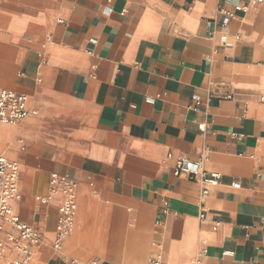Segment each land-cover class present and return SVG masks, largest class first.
<instances>
[{
    "label": "crops",
    "instance_id": "crops-1",
    "mask_svg": "<svg viewBox=\"0 0 264 264\" xmlns=\"http://www.w3.org/2000/svg\"><path fill=\"white\" fill-rule=\"evenodd\" d=\"M221 4L0 0V91L30 110L0 124V157L19 165L13 207L42 235L31 264H264V3L225 27ZM180 157L222 183L203 197L175 175ZM53 174L76 182L59 249L67 186L52 191Z\"/></svg>",
    "mask_w": 264,
    "mask_h": 264
},
{
    "label": "built area",
    "instance_id": "built-area-1",
    "mask_svg": "<svg viewBox=\"0 0 264 264\" xmlns=\"http://www.w3.org/2000/svg\"><path fill=\"white\" fill-rule=\"evenodd\" d=\"M252 3L262 4L264 0H222L218 8V13L225 22L239 15H246L250 11ZM230 6V7H228ZM43 59V55H39ZM95 68V67H94ZM28 96L23 93H16L8 90L0 91V124L10 125L20 122L30 114L28 108ZM264 101V95L262 97ZM156 98L149 97L147 102L154 104ZM200 106V100H196L194 109ZM176 176H186L192 181L198 180L203 188L201 195L208 196L211 189L216 188L222 183V174L218 172H208L204 169L203 161H195L186 157H180L176 169ZM64 182L67 186L65 197L59 208L60 218L57 224L59 237L55 241L54 248L59 249L62 239L68 236L74 226V216L77 210L76 203V182L68 177L60 178L57 174L52 175V191L59 182ZM20 167L16 162L10 161L5 157H0V232L5 230V226H10L12 233L7 234V239L0 238V258L4 257L10 249L15 250L21 258L10 261L8 264H31L35 255V249L39 246L42 235L40 231L24 222L16 213L13 203L19 202L22 198L20 191ZM232 187L239 189L238 182L232 183ZM37 201L45 206L49 204L50 197H37ZM204 217V216H202ZM16 233L17 235H14ZM232 255V253H226ZM70 264H83L77 260H69ZM152 264H162L161 258L151 260ZM90 264H100L98 260Z\"/></svg>",
    "mask_w": 264,
    "mask_h": 264
}]
</instances>
